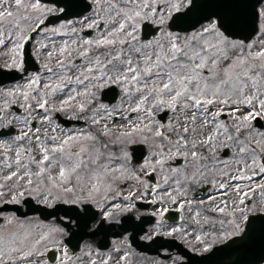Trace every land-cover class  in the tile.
<instances>
[{
    "label": "snow or ice",
    "instance_id": "snow-or-ice-1",
    "mask_svg": "<svg viewBox=\"0 0 264 264\" xmlns=\"http://www.w3.org/2000/svg\"><path fill=\"white\" fill-rule=\"evenodd\" d=\"M28 57L42 71L23 85L0 79V264H127L124 233L146 224L145 240L204 253L222 243L264 264V216L250 218L264 212V0H0V74L27 73ZM117 87L121 102L104 103ZM164 110L173 116L160 123ZM57 113L87 128L65 131ZM114 113L124 126H109ZM177 159L162 183L144 179ZM203 185L215 194L197 201ZM173 206L186 224L163 230ZM28 211L47 223L33 227ZM109 233L123 239L102 253Z\"/></svg>",
    "mask_w": 264,
    "mask_h": 264
},
{
    "label": "flooded vegetation",
    "instance_id": "flooded-vegetation-1",
    "mask_svg": "<svg viewBox=\"0 0 264 264\" xmlns=\"http://www.w3.org/2000/svg\"><path fill=\"white\" fill-rule=\"evenodd\" d=\"M56 115L58 116V114ZM57 116L55 117L58 118ZM58 121L60 122L59 119ZM157 181L161 182L162 180L160 178ZM210 188L211 187L208 185L201 186L199 193L193 194V198L197 201L201 199L207 200L210 194H215L212 192L211 193L208 192ZM137 206L140 208L141 212L153 211L155 210V207H156V206H151L147 204H140L139 202ZM170 211H175L177 213L175 215H168L167 213L165 214V228L163 230H168L169 226L180 227L186 224V213L180 212L175 206L171 207ZM37 216L40 218L39 215ZM155 219H158V218H154V220ZM139 222L140 221H136V223H139ZM152 227H153L152 224H146L144 226L145 231H138L135 234L130 235V233H132V230L129 229L128 232L124 233V236H128V244L130 245V248L128 249V251L130 252V255H129L127 264H149L150 257H152L154 260L164 261L165 259H168L171 256H179L182 258V260H184L185 257L183 256L184 253H183L182 247H185L189 251L194 252L196 254H204V252H201L199 250L194 251L191 247H189L188 243L176 237H165V236H155L154 235L153 240L143 239L146 233H151ZM203 227H204V230L211 231L212 226L203 225ZM115 231L116 230H114V232ZM122 239H123V236L115 235L113 233H109L106 237L102 234L100 237L97 238L96 245L97 247H99L102 253H106V252H110L114 244ZM85 242H90L89 238L86 237ZM180 244L182 246H180ZM218 244H221V243H218ZM150 251H153V253L150 254ZM122 254L123 252H121L120 254H117L114 257V259H118L119 255H122ZM121 264H123V262H121Z\"/></svg>",
    "mask_w": 264,
    "mask_h": 264
},
{
    "label": "rangeland",
    "instance_id": "rangeland-1",
    "mask_svg": "<svg viewBox=\"0 0 264 264\" xmlns=\"http://www.w3.org/2000/svg\"><path fill=\"white\" fill-rule=\"evenodd\" d=\"M114 2H116V0H114ZM38 38H40V39H44L43 34H41V36L38 37ZM67 39H69V37H67V36H52V37H51V40H54L57 46H59V45L63 42V40H67ZM45 43H49V40H45ZM3 62H4L3 59H0V63H3ZM76 63H77V64H80L81 61L77 60ZM39 65H40V63H39ZM38 71H42L41 65H40V69H39ZM32 73H35V72H31V73H29L27 76H25L24 79H22V80H20V81H18V82L10 83V84H6V85H4V86H5V87H12L14 84H22V85H23V84H25V83L27 82V78H28V76L31 75ZM47 75H48L47 73H44V77H45V79L47 78ZM43 84H44V80L41 81V84H40V88H41V89L43 88ZM117 88H118V87H117ZM118 89H119V88H118ZM119 90H120V89H119ZM66 91H67V90H66ZM121 99H122V97H121V95H120L119 100H118L116 103H114V104H119V103L121 102ZM104 103H105V102H104ZM0 106H3V101H2V100H0ZM124 107H127V103L124 104ZM213 110H214V109H213ZM225 111L227 112L228 109H225ZM159 113H160V112H159ZM159 113L156 114V120H157L158 122H160V123H167V121L173 116V113L170 112V113H169V116L167 117V119H166L164 122H162V121L158 118V114H159ZM18 114H19V113H18ZM62 115L65 116L64 114H62ZM66 117H67V116H66ZM113 117H114V121H115V122H116V120H115L116 117L118 118V120H121V119H122L119 113H114V114H113ZM134 117H135V114H133V117H132V118H134ZM219 119L222 120V121H224L226 124H229V125L231 124V120H230V118H228V117H225V116H224V118H221V117H220ZM54 120H55V123L59 124V125L61 126V128L64 129L65 131H67L69 128H75V129H78V130H79V129H85V128H87V125L84 123L83 120H77V121H79V124H73V125H71V126H69V127H65V126H63V125L57 120V118H55V117H54ZM115 122H114V123H113V122H109V126H110V127H116L117 125H116ZM33 123H34V125H36V126H40V127L42 128V131H49V132H51V129H50V128H48V127L45 126V125H41V124H39L38 121H34ZM121 126H124V125H121ZM18 127H19V126H18ZM231 131H232V129L229 128V133H231ZM221 132H223V130H221ZM245 135H246V134H245ZM240 138H241V139H244V135H242ZM197 139H198V138H197ZM220 139H221V140H224L225 137H224L223 135H221V136H220ZM228 143H232V142H231V141H228ZM233 151L238 153V149H236L235 146H233ZM229 155H231V153H229ZM221 158H222V159H228V157H224L223 155L221 156ZM183 166H184V164H183L182 166H180V167L182 168ZM177 167H178V166H174V165H172V164H168V165L165 166V169H164L163 172H161V171L158 170V171H157L156 173H154V174H155V175H158V177L161 178V180H162V175L165 174V173H167L169 168H177ZM5 171H6V170L4 169L3 157H0V174H4ZM145 179H146V178H145ZM161 182H162V181H161ZM241 183H248V182H247V181H242ZM132 184H133L132 181H128V182H127V185H126L125 187H123L124 185L122 186L121 191H122L124 194H127V192H128L129 190H133V191H135V188L132 187ZM150 184H154V183H152V182L150 181ZM208 192H209V193H211V192L214 193V190H213L212 188H210ZM249 199L252 201V203L259 204V203H260V194H259V192H257V193L255 194V196H252V195L250 194ZM248 207H251V204H249ZM257 212L264 213V212L260 211L259 209H257L256 211L252 212L251 214H255V213H257ZM22 219H26L27 221H31L33 227H35V222H36V221H42V222H44V223H47V221H43V220H41L37 215H35V216H30V217H27V218H22ZM53 219H54V218H53ZM0 226H3V223L0 224ZM189 231H191V230L189 229ZM204 231H205V232H209L210 230H204ZM188 239H189V240H192L193 237H189ZM200 247H202V245H198V246H197V249H199ZM171 257H173V256H171ZM169 258H170V257H169ZM169 258H168V259H165L164 261H160V260H154L152 257H150V260H149L150 263H149V264H156V262H161V264H171V261H170Z\"/></svg>",
    "mask_w": 264,
    "mask_h": 264
},
{
    "label": "water",
    "instance_id": "water-1",
    "mask_svg": "<svg viewBox=\"0 0 264 264\" xmlns=\"http://www.w3.org/2000/svg\"><path fill=\"white\" fill-rule=\"evenodd\" d=\"M27 52V51H26ZM26 63L28 64V67L37 69V66L30 57L26 58ZM15 73L10 74L9 76H13ZM21 77L20 74L14 75L13 78H6L4 75L0 74V79H3L4 83L6 81L15 80L17 78ZM6 79V80H5ZM118 91L115 89V98L112 99L111 96L109 97V101H116L118 99ZM135 159V157H134ZM10 209H14L16 206L9 205ZM27 211V210H26ZM36 211H28V214H33ZM20 215V213H18ZM42 217L44 218L43 214L41 213ZM264 216L262 214L252 215V217H261ZM217 249H224V244L217 246L214 248L212 252H210L207 255L198 256L193 254H188V261H184V264H243V261H246L250 259V255L242 250L239 249H225L224 251H217Z\"/></svg>",
    "mask_w": 264,
    "mask_h": 264
},
{
    "label": "bare ground",
    "instance_id": "bare-ground-1",
    "mask_svg": "<svg viewBox=\"0 0 264 264\" xmlns=\"http://www.w3.org/2000/svg\"><path fill=\"white\" fill-rule=\"evenodd\" d=\"M115 120H116V122H115V123H116V125H120V126H121V123H120V122H121V120H118V118H117V117L115 118ZM197 138L199 139L200 137H197Z\"/></svg>",
    "mask_w": 264,
    "mask_h": 264
}]
</instances>
